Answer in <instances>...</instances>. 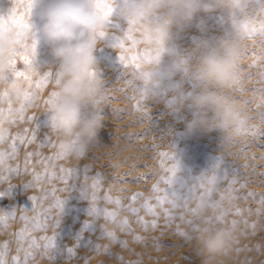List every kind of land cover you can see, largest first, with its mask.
I'll list each match as a JSON object with an SVG mask.
<instances>
[{
  "label": "rangeland",
  "instance_id": "rangeland-1",
  "mask_svg": "<svg viewBox=\"0 0 264 264\" xmlns=\"http://www.w3.org/2000/svg\"><path fill=\"white\" fill-rule=\"evenodd\" d=\"M27 2L0 0V16L7 17L12 8L16 9L17 16L23 14ZM261 2L256 0L257 5ZM45 6L40 4L32 10L31 21L36 27L40 23L39 12ZM110 20L109 32L102 47L96 52L104 95L110 99L99 103L104 127L96 143L83 155L70 153L56 158V154L61 152L60 143L51 130L48 114H42L45 106L43 101L49 98L55 80L41 89H36L35 81L41 79L44 73H58L59 65L52 54V46L43 38L37 42L33 60L37 73L32 77V84H25L30 94L37 92L36 101L33 105H25V119H21L17 112L11 116L6 114L9 123L6 125L5 138L0 140V153L11 154L14 138L31 136V129L36 127L26 117L40 115L37 121L40 132L37 140L30 144L18 143L14 157L7 159L3 167H0V175L8 177L0 182V192L13 186L6 195L0 196V218L3 219V223H0V252L4 251L3 246L7 244L5 258L9 264L12 257L17 255L23 261L25 252L34 254V258L29 259L27 264H201V258L195 254L192 239L186 241L179 233H187L192 237L191 227L185 221L194 220L197 223L202 213L211 214L214 210L211 205L219 203L220 207L216 211H227V219L230 222L236 221L239 230L235 248L240 251L234 250L225 264H264V208L260 204V198L264 197V159L260 158L264 156V147L260 144L264 141L257 139L253 143L250 135L244 132L238 134L236 130L230 137L222 135L219 130H189L187 125L192 118L191 113L187 109L177 110V105L180 98L196 87V83L182 70L172 68L167 55L162 61V67L166 78L178 86L176 93L162 91L157 102H141L137 110L140 93L136 89L141 80H133V67L125 68L118 54L120 50L114 47L115 37L127 30V21L120 15L119 7L113 10ZM251 22L258 27L260 20L253 18ZM201 24L204 31L200 30ZM228 27L225 13L219 10L200 13L179 35L176 40L177 50L183 52L201 41L214 40L222 36ZM133 35L137 38L135 33ZM258 41L259 37H249L247 40L249 59L242 67L246 86L245 91L237 96L242 103L251 101L246 104L251 116L247 125L259 124L256 108L259 94L254 93L253 89L264 87L258 83L260 78L257 67L249 66L253 59L257 60V64L264 62L258 59L260 51L255 47ZM130 46L129 41L126 47ZM135 52L143 54L141 44ZM17 66L23 67L19 61ZM123 73L126 78L119 79ZM6 77L9 83L14 78L10 71ZM23 103V97L19 101L12 98L10 105L7 99L0 98V109L6 113L9 106L19 109ZM259 111H264V108ZM45 135L51 137L55 147H41ZM28 153L39 155H33L26 161ZM161 153H168L169 156L173 154L177 164L172 185L165 181L171 175L166 169L174 161L162 157ZM49 157L52 159H47ZM17 167L20 173L10 174L9 169ZM25 168L27 172L23 171ZM61 169L78 170V176L68 178L67 181L61 180L59 177L64 174ZM45 172H54L56 178L51 175L42 178L27 191L23 184L32 181L33 174L44 177ZM214 173L219 180L214 185L207 184L206 181ZM203 177L205 187H211L213 191L205 197L199 214L194 216L191 210L201 205L199 197L204 194V188L199 186ZM232 180L236 182L231 184L232 191L228 193L226 190ZM157 187L159 191H154ZM171 189L182 197L178 201L179 207H173L167 202L158 203V198L167 196L172 199ZM136 193L140 195L136 196ZM222 194L224 200H221ZM93 195L96 197L94 201L91 199ZM30 196H35L36 201L33 202ZM134 196L135 200L132 199ZM57 200H64L61 210L56 206ZM90 206L99 210L98 218L90 216ZM131 208L137 209V213H133ZM165 210L172 214V220L166 219ZM258 211L260 215H257ZM107 213H115V216H107ZM182 214L185 217L183 221L180 219ZM21 217H27V220ZM57 219L60 223L56 228ZM88 221L93 224L81 237L77 255L68 259L66 247L80 237L81 229ZM124 221H127V225ZM153 222L155 227L152 226ZM109 231L115 234V239L106 235ZM21 232L25 237L23 241L19 239ZM54 234H57L54 259L44 258L41 253L44 252L46 241L42 238ZM137 236L141 238L139 241L135 239ZM31 239L37 241L40 246L38 249L29 247ZM97 244L101 246L99 254L92 247ZM21 245L23 251L18 252Z\"/></svg>",
  "mask_w": 264,
  "mask_h": 264
},
{
  "label": "clouds",
  "instance_id": "clouds-1",
  "mask_svg": "<svg viewBox=\"0 0 264 264\" xmlns=\"http://www.w3.org/2000/svg\"><path fill=\"white\" fill-rule=\"evenodd\" d=\"M28 23L31 28L27 41L31 45L43 38L52 46V54L59 65V81L52 85L42 114H48L51 130L60 145L83 155L96 143L104 127L97 114L98 100L104 93V83L98 74L96 52L103 45L111 27L102 11L100 0H29ZM46 4L39 12V25L34 26L31 13L34 7ZM114 10L134 29L145 53L151 59L141 67L139 88L147 102L160 99V93H176L177 85L166 78L162 61L167 55L172 68L182 70L195 81L196 87L179 99L177 110L191 113L189 130H219L230 137L243 121L251 119L248 106L240 102L238 89H245L242 67L249 59L248 37L242 25L253 18L264 21V0H108ZM217 10L226 14L228 29L214 40H205L180 52L176 47L184 28L200 13ZM204 31L203 25H199ZM14 31H0V90L12 91L6 79L10 59L16 49ZM264 53V43L255 45ZM255 60H252V63ZM257 73H264V62L257 64ZM259 81L261 76L259 75ZM264 85V84H261ZM25 84L16 86L12 98L19 101ZM52 93H55L52 96ZM255 100V98H254ZM260 102V98L256 103ZM9 117L0 114V131L6 130ZM202 213L192 233V242L201 264H224L233 255L239 230L222 211ZM223 218L221 219V217Z\"/></svg>",
  "mask_w": 264,
  "mask_h": 264
},
{
  "label": "snow or ice",
  "instance_id": "snow-or-ice-1",
  "mask_svg": "<svg viewBox=\"0 0 264 264\" xmlns=\"http://www.w3.org/2000/svg\"><path fill=\"white\" fill-rule=\"evenodd\" d=\"M21 3H23V0H21ZM100 4L102 5L101 11L102 13L106 16V17H111L112 13H113V9L109 6L108 4V0H100ZM25 10L24 13L17 16L16 15V9L12 8L11 13L7 16V17H3L0 16V31H4L6 28H10L14 31V35L16 38V44L17 47L16 49H14L12 57L10 59V64H9V71L12 73L13 75V79L10 82V84L12 85V91H4L2 94H0V98H4L7 99L9 101V105L11 104V100H12V95L13 92L15 91V88L18 84L23 83V84H32L33 80L32 77L33 75H35L37 73V69L34 67L33 65V60L35 58L36 55V45L35 43H32L31 45L28 43L27 41V34L31 28V25L28 23V15L30 13V4H29V0L27 2V4L24 6ZM109 23L111 25V20H109ZM242 29L245 33V35L249 38H256L259 37V43H264V21H260L259 26H255L251 21L246 22L245 24L242 25ZM134 33V29L131 27V25L129 24V26L127 27V30L125 32L122 33V35L120 36H116L115 40L116 43L114 44V47H116V49H119L120 52L119 57L121 62L124 64L125 68L128 67H133L134 71L132 73V77L133 80L136 79H141L142 78V73H141V64L145 63L147 60L151 59V57L143 52V54H140L138 52H135L136 47L141 43V41L137 38L134 37L133 35ZM102 37H106L105 34H101ZM131 42V46L130 47H126V44L128 42ZM253 54H255V49H253ZM259 60H264V53H260V56L258 57ZM18 61L22 63L23 67L20 68L17 66ZM250 67H257V60H255L252 64L249 65ZM259 75L261 76V80L258 81V83L260 84H264V73H259ZM126 78L124 73L121 75V77L119 79H124ZM243 78V76H242ZM7 79V77H6ZM55 80V83H57L59 81V74H53L52 72H47L44 73L42 78L35 81V87L36 89H41L44 88L46 84H48L51 80ZM120 91H123V89H119ZM137 91H139L140 93V100L137 103V110H139V106L141 102H146V100L143 97L142 91L140 88L136 89ZM238 91L242 94L245 89L240 88L238 89ZM254 93L259 94V98H260V102L256 105L257 108V115L259 117V124L256 125H247V123L245 122H241L239 127L236 129V132L239 134L241 132H244V134L250 135L252 138L253 143L256 142L257 139H260L261 141H264V111H259V109L264 108V87L262 88H256L253 89ZM55 93H52V96H54ZM37 98V92L33 91L31 94L25 90L24 94H23V101L24 103L21 105V107L19 109H13L11 106L8 107V109L5 110L4 109H0V114H7L8 116H11L13 114V112H17L20 116L21 119H25L24 113L26 111L25 105H33L34 102L36 101ZM135 98V97H132ZM105 99H110V97H106L104 95V93L100 96L98 103H101L103 100ZM53 101L51 98H48L47 100H44L43 103L45 105L51 104ZM251 101H245V104H250ZM114 112H123V110H113ZM97 114L99 116L102 117L103 113L102 111L99 109L97 111ZM145 115H147V113H145ZM40 116V115H39ZM38 115L33 114L31 116L26 117L27 121L30 123H35L36 127L34 129H31V136L25 135V136H17L14 138L13 140V144L11 147V154H7V153H0V167H3L5 161L7 159H12L17 151V144H23V143H34L37 140V137L39 136L40 132L38 129ZM255 118V117H252ZM10 122H14V121H10ZM26 132L29 130H25ZM146 134V133H145ZM6 135V130L4 131H0V140H3L5 138ZM143 135V134H142ZM53 146L55 147L56 145L52 144L51 141V137L48 135H45L43 140L41 141V147H45V146ZM261 147H264V142H262L260 144ZM59 147L61 149V152L56 154V158H59L60 156L64 155V154H70L73 153V150L71 148H67L63 145L59 144ZM33 155H39V153H28L25 157V160L27 161L28 159L31 158V156ZM162 157L166 158V159H171L174 161V163L172 164V166L170 168H167L166 171L171 173V175L169 176V178L165 181L166 183L172 185L174 183V177L176 175L177 172V164L173 158V154L171 156H169L168 153H161L160 154ZM255 158V157H254ZM261 159H264V156L260 157ZM49 160H51L52 158L49 157L47 158ZM20 168L17 167L15 169H9L10 174H19L20 173ZM24 172H27L28 169L25 168L23 170ZM62 173H64L63 175H61L59 178L61 180L67 181L68 178H72L75 176H78V170L73 171V170H64L61 169ZM88 171L87 166L85 167V172ZM49 175H51L53 178H56V174L53 173H48L45 172L44 173V177H41L40 175H36L33 174V180L29 181L24 185V187L26 188V190L28 191L29 189L35 187L36 182L39 181L42 178H47ZM99 175V174H98ZM6 179H8V177H5L3 175H0V182H4ZM163 179V178H162ZM219 180V178L217 177V175L214 173L213 176L208 179L206 182L209 185H214L217 183V181ZM235 180L230 181L229 183V188L226 190L228 193H231L232 188H231V184L235 183ZM200 187L204 188V194L201 195L199 197V200L201 201V205L198 206L197 209H193L191 210L192 214L194 216H197L199 214V209L200 207L204 206V201H205V197L210 196L211 192L213 191V189L211 187H205V177H203L202 179H200ZM13 186H9L8 189L0 192V196L6 195L12 188ZM96 185H93V188H95ZM154 191H159L158 187L154 188ZM192 190L190 189L189 192H191ZM85 194V198H87L86 193ZM140 193H136V196H139ZM136 196H134L132 199L135 200ZM171 196L172 199H168L167 196L164 198H158V203L163 204L164 202H167L169 204H171L173 207H179V200L182 199V197L176 194V192L174 190L171 189ZM31 200L33 202L36 201V197L35 196H30ZM93 201L96 199L95 195L92 196L91 198ZM225 196L224 194L221 195V200H224ZM64 200H57L56 201V206L61 210L62 209V205H63ZM117 203H119L117 201ZM187 201H184V204L186 206ZM260 204L262 206V208H264V197L260 198ZM211 206H215V207H220L219 203L216 204H212ZM147 207V205H146ZM133 213H137V209L135 208H131L130 209ZM149 211H152L151 209H149ZM239 214V213H237ZM100 212L98 209H96L94 206H90V216L92 217H99ZM107 216H115V213H107ZM153 215H155V212H153ZM223 215L226 216L227 215V211H223ZM257 215H260V212H257ZM165 217L167 220H172L174 217L172 216V214L170 212H168L167 210H165ZM223 218V216L221 217V219ZM21 219H25L27 220V217H21ZM180 219L183 221L185 220L184 215L182 214ZM186 223H188L191 227V231L194 232L197 230L196 228V222L194 220H187L185 221ZM0 223H3V219L0 218ZM60 223V220L57 219L55 227L57 228L58 225ZM141 223H144L143 221H141ZM232 223L234 225H236V221H232ZM245 223H247L245 221ZM93 223H91L90 221H88L85 225V227L83 229H81V234L80 237H77V239L72 243V245L67 246L66 247V253H67V258L68 259H72L77 255L78 249L80 247V239L83 236L84 232L92 225ZM124 224L127 225V221H124ZM153 227H155V222H153ZM145 227H147V225L145 224ZM255 227V225L253 226ZM25 232L27 231V229L24 230ZM180 235H183L185 237V240H189L191 237L187 234V233H179ZM56 235L54 234L52 237H43L42 239L44 241H46V243L43 245L44 248V252L41 253V255L44 258H48V259H54V249H56L57 245H56ZM106 235L108 237H110L111 239H115V234L113 232H107ZM19 239L21 241H23L25 239L23 232H21L19 234ZM135 239L137 241H139L141 238L139 236L135 237ZM123 243V242H121ZM238 243V241L236 242V244ZM89 244H91V242H89ZM4 251L0 252V264H9V261L5 258V256L7 255V251H8V245L5 244L4 246ZM29 247L32 249H38L40 246L38 245L37 241L35 239H31L29 241ZM93 247V251L97 254L100 253L101 251V246L100 245H94ZM236 252H239L240 249L235 248L234 249ZM18 252L23 251V246L21 245V247H19L17 249ZM105 251H107V249H105ZM195 254L197 257H200L199 254L197 253L196 249H194ZM34 258V254L32 252H25V256H24V260L22 261L19 257V255L12 257L11 260V264H27V261L29 259ZM86 259V258H85ZM225 264V262H224ZM245 264H247V262H245Z\"/></svg>",
  "mask_w": 264,
  "mask_h": 264
}]
</instances>
